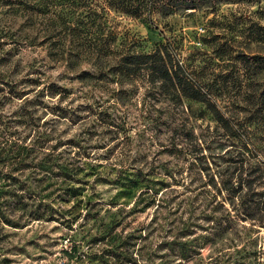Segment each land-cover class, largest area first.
I'll use <instances>...</instances> for the list:
<instances>
[{
    "label": "rangeland",
    "instance_id": "rangeland-1",
    "mask_svg": "<svg viewBox=\"0 0 264 264\" xmlns=\"http://www.w3.org/2000/svg\"><path fill=\"white\" fill-rule=\"evenodd\" d=\"M19 1L0 0V264H264V214L243 213L264 208L253 195L264 151L241 154L203 102L140 77L80 79L94 69L30 45L43 27ZM193 2L146 22L112 17L146 50L169 40L226 126L258 133L264 0ZM236 178L250 195L232 196Z\"/></svg>",
    "mask_w": 264,
    "mask_h": 264
},
{
    "label": "trees",
    "instance_id": "trees-1",
    "mask_svg": "<svg viewBox=\"0 0 264 264\" xmlns=\"http://www.w3.org/2000/svg\"><path fill=\"white\" fill-rule=\"evenodd\" d=\"M193 1L20 0L15 11H21L30 24L37 19L36 24L43 27L41 34L30 38V45H43L47 57L63 64L67 69H78L83 64L94 69V72L80 69L77 74L80 79L100 80L110 76L114 81H121L140 77L172 100L182 102L183 99H191L203 102L207 108L212 109L216 120L223 122L221 127L228 129L226 136L231 145L243 149L241 154L246 153L249 157L252 150L263 152L264 120L261 121L263 127H260L258 133L247 127L240 130L231 123L226 126V120L215 109L214 101H211V84L200 79L191 68L194 60L187 63L188 58L184 62L176 58V53L173 52L176 46L167 39L153 43L146 50L138 34L129 31L112 17V14H117L146 22L150 21L155 12L167 16L180 11L185 13L186 9L194 10ZM259 58L262 59L260 56ZM50 91L54 94L59 92L53 85H50ZM261 94L260 104L263 105L264 90ZM248 102L251 103L249 100ZM256 161L253 171L259 174L256 179L262 181L259 182L261 190L253 195L262 197L261 202L264 204V159ZM235 182L238 186L231 189L232 196L243 185L240 179L236 178ZM246 183L243 185L246 188L244 196L250 195L251 190V183ZM242 200V203H247L244 198ZM249 200L252 199H247L248 202ZM248 207L243 212L245 219L261 218L259 214H264V208L258 207V203L249 210Z\"/></svg>",
    "mask_w": 264,
    "mask_h": 264
}]
</instances>
